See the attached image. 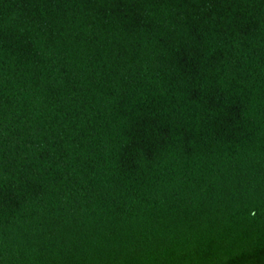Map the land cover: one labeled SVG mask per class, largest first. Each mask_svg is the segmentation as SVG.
I'll list each match as a JSON object with an SVG mask.
<instances>
[{
	"label": "trees",
	"instance_id": "trees-1",
	"mask_svg": "<svg viewBox=\"0 0 264 264\" xmlns=\"http://www.w3.org/2000/svg\"><path fill=\"white\" fill-rule=\"evenodd\" d=\"M0 264H264V0H0Z\"/></svg>",
	"mask_w": 264,
	"mask_h": 264
}]
</instances>
